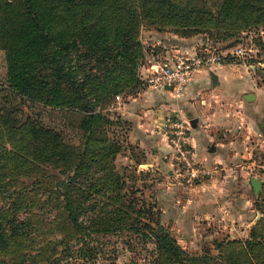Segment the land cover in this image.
Returning a JSON list of instances; mask_svg holds the SVG:
<instances>
[{"label": "rangeland", "instance_id": "374dc122", "mask_svg": "<svg viewBox=\"0 0 264 264\" xmlns=\"http://www.w3.org/2000/svg\"><path fill=\"white\" fill-rule=\"evenodd\" d=\"M5 1L11 5L9 9L13 15H21L17 0ZM143 1L148 6L147 12L142 9L143 18L138 28L139 41L143 46L142 50H147V55L154 54L153 59L150 57L152 60L161 61L164 56L161 57V49L151 46L154 44L151 34H168L169 37L185 39L180 36V31L186 34L187 30L179 22L184 19H178L181 13L177 9L173 10L171 5L168 6L169 9L162 10L165 6H159L157 0ZM188 2L189 9H196L192 13L189 10L190 34L193 31L191 19L197 16L195 13L202 10L215 17L220 12L223 0ZM181 3L185 5L187 0H182ZM114 7L119 9L120 21L129 24L133 33L135 24L132 1L118 0ZM48 8L46 6L43 11L49 13ZM82 8L84 7L78 9ZM63 17L65 20H72L68 14ZM262 20L260 18V22L254 23L252 18H248L245 24H237L232 29L213 27L211 24L210 27L200 26L196 29L197 32L211 30L210 35L201 33L190 38L207 40V45L198 46V55L225 56L237 48H242L245 52L243 59H225L221 64L227 62L240 67L250 73L259 86L264 87ZM70 28L71 24L61 22L60 29L66 31ZM54 29L58 28L54 26ZM71 33L77 35L78 29H71ZM77 50L76 55H73V51H69L68 55L73 61L78 60L74 71L80 76L78 67L84 68L88 73L92 65L84 58L81 48L77 47ZM144 61V66L140 69L142 74L145 67L144 74L140 75L143 81L146 73L152 71L155 64H150L146 57ZM123 99L126 98L122 96L121 100ZM111 102L103 101V111L118 114L114 110L115 100L110 105ZM28 120L35 125L42 124L57 130L65 145L77 149L81 147L85 135L79 129L82 115L67 109L62 111L44 108L18 96L7 83L5 51L0 47V264H175L169 257L155 251L151 237L146 239L141 232L143 227H139L137 223L144 222L142 218L138 219L139 213L136 211L139 208L133 211L131 207H127V201L117 199L115 194L112 195L113 202L110 201L109 194L108 199L105 195L92 196L84 204L79 217V221H86V228L80 231L74 227L67 219L60 196V182L66 179V175H60L61 170L63 173L65 171L62 160H55L58 163L53 164L52 169L43 164L29 166L28 161L31 159L24 149L25 140L20 137V131L11 128L14 122L22 124ZM126 156L130 158L128 151L117 156L115 166L118 169L132 165L129 162L126 164ZM133 156L138 160L144 159L138 150L134 151ZM16 157H20L17 162L14 160ZM172 165L174 168L173 159ZM201 167L205 174L192 181L184 173L180 177L174 173L162 177L154 171L146 170V167H138L135 185L130 182L128 185L137 191L136 197L142 192L147 204H155L154 217L169 229L185 264H228L229 256H233V253L235 257L238 251H242L241 244L248 240L251 228L263 217L264 155L260 153L256 156V166L253 167L243 190V214L236 222L224 218L222 214L216 215L215 209L189 207V185H197L209 179L208 172ZM138 172L142 174L139 175ZM133 175V171L129 172V176ZM128 179L131 180L130 177ZM252 179L260 184L256 194L250 184ZM94 201L97 202V212L91 214L88 207ZM163 211H167L171 219L165 221ZM107 222L108 226L105 225ZM202 256L207 260H198ZM235 259L239 257L236 256Z\"/></svg>", "mask_w": 264, "mask_h": 264}, {"label": "trees", "instance_id": "16d2710c", "mask_svg": "<svg viewBox=\"0 0 264 264\" xmlns=\"http://www.w3.org/2000/svg\"><path fill=\"white\" fill-rule=\"evenodd\" d=\"M117 1L17 0L22 13L13 15L9 9L11 5L0 0V47L5 51L7 83L18 96L33 104L81 114L79 129L85 135L77 149L65 145L57 130L35 125L30 120L22 124L14 122L11 128L20 131V137L25 140L24 149L31 159L29 166L43 164L52 169V165L58 163L55 160H62L65 171L61 170L60 175H66V179L60 182V196L67 219L74 227L80 231L86 228V221H79V217L92 196L105 195L108 199L109 194L113 202L115 194L117 199L127 201V207L133 211L139 208L136 211L138 219L142 218L144 223L137 225L143 227L140 230L146 239L151 237L155 251L175 264H185L169 229L155 219V204H147L142 192L136 197L137 191L129 187L128 182L135 185L137 181L135 174L141 161L133 156L137 147L127 142V123L119 114L103 111V101L111 100V105L117 96L127 98L146 88L140 69L145 57L150 60L154 56L142 50L138 34L141 15L143 10L147 12L148 4L143 0H131L135 24L132 33L130 25L118 18L119 9L114 7ZM157 1L159 6H165L164 9L160 7L162 10L171 5L181 13L178 19H184L179 22L187 32L180 31V36L185 38L201 33L210 35L211 30L196 31L210 24L232 29L237 24H245L248 18L254 23L263 18L261 25H264V0H223L215 17L197 11V16L191 19L193 31L189 34V10L190 13L196 10L189 9V0L185 5L182 0ZM46 6H49V13L43 11ZM65 14L72 20H65ZM61 22L71 24L70 30L60 29ZM71 29H78L77 35L71 33ZM77 47L92 65L88 73L78 67L80 76L74 71L78 60L73 61L68 55L69 51L76 55ZM126 151L133 164L118 169L115 160ZM19 158L14 160L17 162ZM131 170L133 176H129ZM96 205L95 201L89 205L91 214L97 212ZM261 213L262 219L251 228L248 240L240 246L242 251L236 255L239 259L232 253L228 264H264V210ZM198 260L207 259L202 256Z\"/></svg>", "mask_w": 264, "mask_h": 264}, {"label": "crops", "instance_id": "0c3cea01", "mask_svg": "<svg viewBox=\"0 0 264 264\" xmlns=\"http://www.w3.org/2000/svg\"><path fill=\"white\" fill-rule=\"evenodd\" d=\"M151 36V46L161 49L165 58L193 57L199 45H207V40L197 37ZM117 112L127 123V142L143 155L138 167L162 177L174 173L172 150L162 125L173 117L185 120L194 160L209 176L189 185V207L215 209L216 215L239 221L246 181L256 166V156L264 155V87L250 73L227 62L198 67L180 95L146 87L123 99ZM125 159L126 164H133L129 157ZM166 212L162 213L165 221L171 219Z\"/></svg>", "mask_w": 264, "mask_h": 264}, {"label": "built area", "instance_id": "2783aa9c", "mask_svg": "<svg viewBox=\"0 0 264 264\" xmlns=\"http://www.w3.org/2000/svg\"><path fill=\"white\" fill-rule=\"evenodd\" d=\"M244 54L245 52L242 48H237L225 56L196 54L193 57H186L185 55L177 54L161 61H154V69L148 71L144 78L145 85L156 89L171 88V91L176 95H180L187 87L192 73L198 67L220 65L225 59H228V61H239L244 58ZM121 102V96L115 97L114 110L120 107ZM162 130L167 136L172 150L174 174L178 177L183 173L189 175V181L205 174L204 169L194 160L187 122L178 117H173L162 125Z\"/></svg>", "mask_w": 264, "mask_h": 264}, {"label": "water", "instance_id": "95a60500", "mask_svg": "<svg viewBox=\"0 0 264 264\" xmlns=\"http://www.w3.org/2000/svg\"><path fill=\"white\" fill-rule=\"evenodd\" d=\"M165 89H167V87H165ZM169 90H171V88H169ZM251 186H252V189H253L255 194L259 192L260 184L257 180L252 179L251 180Z\"/></svg>", "mask_w": 264, "mask_h": 264}]
</instances>
